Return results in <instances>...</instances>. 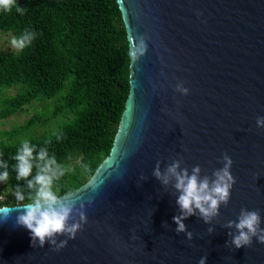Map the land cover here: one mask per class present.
<instances>
[{"label": "water", "instance_id": "1", "mask_svg": "<svg viewBox=\"0 0 264 264\" xmlns=\"http://www.w3.org/2000/svg\"><path fill=\"white\" fill-rule=\"evenodd\" d=\"M116 1L127 37H149L148 51L130 57L110 153L87 182L62 194L83 199L87 223L55 251L32 246L13 213L0 223V264H198L204 256L206 264H264V244L225 245L235 229L223 226L246 208L260 210L264 228V128L256 125L264 116V0ZM178 82L188 95L175 90ZM224 153L236 179L229 204L211 224L186 219L189 241L175 231L174 189L165 190L153 170L182 158L189 172L200 165L211 176Z\"/></svg>", "mask_w": 264, "mask_h": 264}, {"label": "trees", "instance_id": "2", "mask_svg": "<svg viewBox=\"0 0 264 264\" xmlns=\"http://www.w3.org/2000/svg\"><path fill=\"white\" fill-rule=\"evenodd\" d=\"M17 4L27 11H0V31L19 37L28 29L36 38L22 51H0V119L35 101L43 108L22 124L0 129V157L10 173L0 183V206L18 203L17 184L28 191L15 179L10 159L25 139L47 147L66 166L57 182L60 195L87 182L111 151L130 87L129 43L116 0Z\"/></svg>", "mask_w": 264, "mask_h": 264}, {"label": "clouds", "instance_id": "3", "mask_svg": "<svg viewBox=\"0 0 264 264\" xmlns=\"http://www.w3.org/2000/svg\"><path fill=\"white\" fill-rule=\"evenodd\" d=\"M20 15H24L26 8L17 4V0H0V11L10 13L12 9ZM36 38V33L26 29L19 37H13L12 46L17 51H22L30 46ZM130 45L129 56L133 62L138 61L148 51L145 35L133 36L128 34ZM175 90L188 95L190 90L184 86L183 82L175 85ZM258 128H264V116H258L256 120ZM61 137L57 136V140ZM51 143L50 140L45 144ZM15 161L12 168L16 172L15 179L24 181L25 189L17 184L15 189V199L18 202L15 206H0V223L7 222L15 215L16 226L26 228L31 236L32 246L44 247L45 243L53 246V250L59 251L66 246L68 240L75 239L78 231L83 229L87 223L85 214V202L81 197L62 196L57 191V182L65 177L67 168L57 160L56 155L50 154L47 147H37L29 140L25 139L21 147L14 156L10 157ZM222 167L212 171L211 176L202 175L200 165H195L189 172L187 167H181L182 158L174 159L167 164L163 170L158 161L152 175L167 190L169 186L176 194V205L178 214L173 216V222L177 225V234L186 233L187 239H193V233L187 230L184 223L191 216H196L205 224L220 215L221 206H227L231 198L233 185L236 179L232 175L231 168L233 160L224 153L220 158ZM0 183L7 182L10 177L9 163L0 157ZM35 174L33 175V170ZM140 181L147 179L140 176ZM99 187L97 181L90 183L89 188L95 192ZM27 201V202H25ZM91 206L93 199L89 197L86 201ZM262 219L259 209L248 210L241 208L236 220H228L223 226L228 231L230 245L237 249L252 245L253 239L264 244V228L261 227ZM166 224V223H165ZM209 234L215 232L213 227L207 229ZM66 237L58 242L59 237ZM207 256L201 257L198 264H206Z\"/></svg>", "mask_w": 264, "mask_h": 264}, {"label": "rangeland", "instance_id": "4", "mask_svg": "<svg viewBox=\"0 0 264 264\" xmlns=\"http://www.w3.org/2000/svg\"><path fill=\"white\" fill-rule=\"evenodd\" d=\"M13 37L14 36L10 32L0 31V51L16 50L11 44V40ZM14 92L15 89L10 90V93H14ZM42 103L43 102L35 101L31 104L26 105L23 109L19 110L13 116H10L9 118L6 119H0V129H9L14 125L22 124L24 121L32 117L36 110H41L43 108ZM51 108L52 105L49 107V110ZM39 130L41 131L42 128L39 127Z\"/></svg>", "mask_w": 264, "mask_h": 264}]
</instances>
